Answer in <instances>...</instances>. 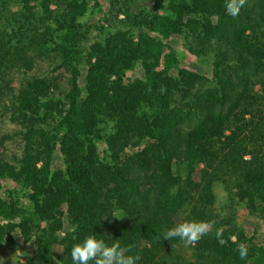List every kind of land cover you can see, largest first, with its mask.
<instances>
[{"label": "trees", "instance_id": "obj_1", "mask_svg": "<svg viewBox=\"0 0 264 264\" xmlns=\"http://www.w3.org/2000/svg\"><path fill=\"white\" fill-rule=\"evenodd\" d=\"M5 1L1 21L9 24ZM23 1L19 25L0 27V42L21 44L38 13L45 24L32 41L43 51L52 45L66 90L60 101L49 82L32 79L14 97L26 124L14 163L0 159V179L18 186L0 197V246L19 233L32 251L18 264H73L72 247L95 235L109 246L134 245L127 254L139 255L137 264H264V241L237 227L231 207L234 200L264 218V0H247L236 19L225 0H152L154 10L124 16L147 30H115L88 46L81 85L76 45L85 2ZM175 35L189 40V53L211 54L209 78L179 66L167 43ZM136 66L140 76L128 78ZM55 147L61 167L52 169ZM218 181L229 203L214 212ZM188 203L187 216L214 226L195 246L177 249L180 240L163 233ZM64 220L71 227L61 232Z\"/></svg>", "mask_w": 264, "mask_h": 264}, {"label": "rangeland", "instance_id": "obj_2", "mask_svg": "<svg viewBox=\"0 0 264 264\" xmlns=\"http://www.w3.org/2000/svg\"><path fill=\"white\" fill-rule=\"evenodd\" d=\"M81 1V0H77ZM86 4V13L82 18V27L79 30V37L77 40V53L76 62L80 71V77L78 78L79 85L82 84V76L85 73L86 65L85 58L88 52V46L95 42L100 41L108 33L115 30H130L135 36L139 31L147 30L145 24L130 26L126 24L125 13L129 16L135 14L138 10H154L152 8V0H83ZM125 1H129L125 6ZM34 0H28V6H34ZM24 1L23 0H6L5 1V14L13 15V20L7 21L12 26L19 25L15 18H20V13L23 12ZM125 6V7H124ZM50 9H55L54 4L49 5ZM57 10V9H56ZM16 14V15H14ZM8 16V15H5ZM2 15H0V27H9V24L1 21ZM40 16L38 13H32V20L35 24H32V28L29 34L25 35L22 39V45L15 39L10 38L8 42H0V66L2 81H0V159L13 164V156H19L22 149L21 133L24 132V121L26 115L15 110L14 97L17 95L21 86L29 80L43 79L49 82L50 91L54 97L63 101V94L66 90V75L57 68L58 59L54 55L52 45L47 46L46 50L39 48L33 38L40 37V33L43 31V24L40 22ZM54 33V32H53ZM56 33L53 34L55 39ZM41 38V37H40ZM6 39V38H5ZM187 39L183 36L175 35L167 41V43L174 49L179 66L187 69L194 70L198 74L209 78L210 60L211 54L207 56H195L187 51L188 45ZM17 50V51H16ZM18 53V59H15V54ZM28 67L26 68V64ZM140 69L136 66L134 69L127 71L126 76L128 78H134L140 76ZM11 90L5 88V82ZM258 87H256L257 89ZM39 126V125H36ZM45 127V126H44ZM1 136L5 138L2 139ZM99 151L104 149L103 144H98ZM135 149H126L125 153ZM52 169L61 167L60 153L57 147H55L52 154L51 161ZM196 174V173H195ZM5 189L16 191L18 186L8 179H0V197L2 191ZM213 203L211 209L217 212L221 209H226L227 200L226 190L223 185L218 181L212 184ZM191 204L188 203L182 207L177 216L173 219V227L183 222H197L188 215V211ZM232 214L235 220V224L238 228L242 229L247 236L253 238V242L264 241V218L259 215H252L248 213L247 209L242 203H235L233 200ZM222 211V212H225ZM3 222L2 220H0ZM108 225V220L105 219ZM69 226L64 220L63 230H69ZM108 227V226H107ZM13 240L0 246V264H18V262H26L32 251V242L19 233L13 234ZM144 242V240H143ZM145 243V242H144ZM176 248H185V244L182 241L176 243ZM54 251L58 252L57 246L54 247Z\"/></svg>", "mask_w": 264, "mask_h": 264}, {"label": "clouds", "instance_id": "obj_3", "mask_svg": "<svg viewBox=\"0 0 264 264\" xmlns=\"http://www.w3.org/2000/svg\"><path fill=\"white\" fill-rule=\"evenodd\" d=\"M247 0H225L226 14L233 19L239 17L241 9ZM214 226V222H183L163 233V240L176 239L182 241L185 246H195L204 236L208 235ZM223 229L215 230V237L220 243H224ZM159 240L160 237L158 236ZM130 245L122 248L119 243L107 245L103 239H97L95 235H88L85 239L71 249L73 264H137L141 259L139 255H128L134 248ZM238 255L241 260L248 257V249L244 244L238 245ZM59 262V261H58ZM57 262V264H58Z\"/></svg>", "mask_w": 264, "mask_h": 264}]
</instances>
